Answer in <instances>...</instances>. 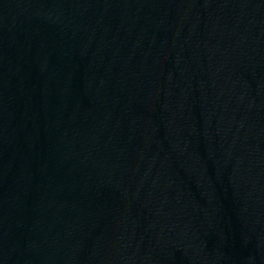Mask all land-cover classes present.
<instances>
[{
	"label": "water",
	"instance_id": "water-1",
	"mask_svg": "<svg viewBox=\"0 0 264 264\" xmlns=\"http://www.w3.org/2000/svg\"><path fill=\"white\" fill-rule=\"evenodd\" d=\"M0 264H264V0H0Z\"/></svg>",
	"mask_w": 264,
	"mask_h": 264
}]
</instances>
